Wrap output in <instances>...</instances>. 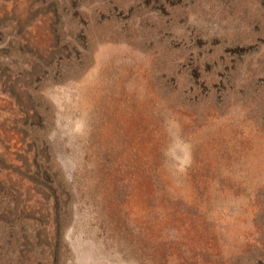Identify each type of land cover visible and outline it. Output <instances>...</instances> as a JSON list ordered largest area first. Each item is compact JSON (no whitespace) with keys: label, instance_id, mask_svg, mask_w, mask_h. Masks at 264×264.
Instances as JSON below:
<instances>
[{"label":"rangeland","instance_id":"1","mask_svg":"<svg viewBox=\"0 0 264 264\" xmlns=\"http://www.w3.org/2000/svg\"><path fill=\"white\" fill-rule=\"evenodd\" d=\"M0 264H264V0H0Z\"/></svg>","mask_w":264,"mask_h":264},{"label":"trees","instance_id":"2","mask_svg":"<svg viewBox=\"0 0 264 264\" xmlns=\"http://www.w3.org/2000/svg\"><path fill=\"white\" fill-rule=\"evenodd\" d=\"M195 174H196V173H193V175H191V178H192V176L194 177V182H195L194 186H195V188H196V186L199 185V183H198V181L196 180V176H195ZM152 183H153V188L157 191V193H158L159 195H166L167 197H171V194H172V193H171L169 190L166 189L165 185L162 184L160 180L157 181L156 179H154V180L152 181ZM200 184H201V183H200ZM204 188H205V187H204Z\"/></svg>","mask_w":264,"mask_h":264}]
</instances>
